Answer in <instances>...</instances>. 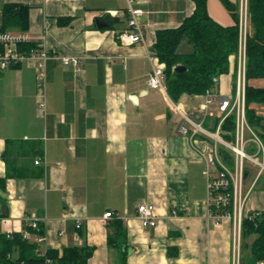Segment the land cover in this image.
<instances>
[{"label": "crops", "instance_id": "crops-1", "mask_svg": "<svg viewBox=\"0 0 264 264\" xmlns=\"http://www.w3.org/2000/svg\"><path fill=\"white\" fill-rule=\"evenodd\" d=\"M10 3L31 6L29 28L6 31L42 39L50 57L45 78L34 59L0 70V234H23L36 218L45 230L40 255L77 246L93 249L88 264H123V256L126 264H245L249 249L235 248L233 222L209 218L205 157L213 141L180 135L186 122L165 77V90L149 85L158 32L179 27L195 2L132 0L144 37L134 44L120 38L128 0H0V10ZM208 11L223 26L235 24L220 0H208ZM100 19L108 25L100 28ZM246 23L248 31L247 0ZM63 57L80 62L65 66ZM239 63L231 57L215 92L236 96ZM250 84L264 87V79ZM204 100L183 95L174 103L200 114ZM253 107L264 116V105ZM144 203L154 206L156 227L142 225ZM246 211H264V184L251 190ZM115 219L126 228L123 248L108 241Z\"/></svg>", "mask_w": 264, "mask_h": 264}, {"label": "trees", "instance_id": "trees-1", "mask_svg": "<svg viewBox=\"0 0 264 264\" xmlns=\"http://www.w3.org/2000/svg\"><path fill=\"white\" fill-rule=\"evenodd\" d=\"M196 8L177 28L158 32L154 53L164 66L165 83L169 96L177 103L183 95H206L208 91L215 92L214 78H220L230 71L231 57L239 55L240 44V8L231 0H220L234 19L232 26H223L211 17L208 11V0H193ZM31 6L24 4H5L2 12V29L18 27L22 31L29 28V10ZM247 16L249 28L246 41V83H245V118L248 126L256 133L264 145V116L258 114L255 104L264 105V87H255L251 80L264 79V0H247ZM251 26V28H250ZM187 42L192 46L191 52H181V45ZM35 42L21 44L19 51L30 55L36 50ZM186 67L185 72H176L177 66ZM18 67V66H14ZM223 115L209 118L205 127L216 133ZM209 127V128H208ZM237 118L232 113L224 118L219 136L225 141L235 144ZM254 152V147L248 149ZM231 150L219 145V154L229 167L234 165ZM234 155V154H233ZM251 174L249 168L246 169ZM2 185L4 178H0ZM113 233L108 241L115 247L123 248L126 244V228L121 220L112 222ZM34 237L45 236L43 223L38 229L27 226ZM255 236L248 245L247 239ZM242 250L249 249V257L245 264H257L264 261V211L254 218L243 219L241 230ZM34 240L23 238L22 234L7 237L0 234V264H88L93 249L89 247L69 246L62 249H49L40 255ZM17 255H14L15 252ZM126 264V256H123Z\"/></svg>", "mask_w": 264, "mask_h": 264}, {"label": "built area", "instance_id": "built-area-1", "mask_svg": "<svg viewBox=\"0 0 264 264\" xmlns=\"http://www.w3.org/2000/svg\"><path fill=\"white\" fill-rule=\"evenodd\" d=\"M129 1V23L128 30L120 35L123 42L134 44L142 43L144 41L142 29L139 24V17L142 15V10L134 9L131 6L132 0ZM244 3V0H243ZM240 22V44H239V70L236 79V96H222L218 92L208 91L205 95V100L200 106V114L194 111H184L181 105L172 102L173 107L183 117L185 124L178 128L180 135L191 138L197 134L204 135L210 138L213 143L207 146L206 152V171L207 177V191H208V205L209 218L215 220V225L220 226L223 219H228L233 222L234 227V246L239 251L241 244V230L243 219L254 218L259 215L260 211H246V204L249 193L258 183L261 175L264 174V145L260 138L248 126L245 118V83H246V41H247V23L246 14L244 16V8L242 7ZM35 42L37 44L36 50L32 51L30 55L22 54L18 46L21 44ZM49 52L43 44V40L34 41V38L27 32L11 33L2 29V12L0 10V70L19 66L26 59H34L36 61V68L41 78L46 76V62L49 59ZM153 63L152 72L149 76V85L153 89L165 90L164 85V66L157 64L155 55L149 56ZM78 58L63 57L62 63L65 66H77L79 64ZM156 63V64H155ZM217 85L218 78H214ZM218 112L223 115L219 123L216 133H212L205 127V122L215 117ZM235 113L237 118L236 141L235 144L229 143L219 136L221 124L227 116ZM198 117V121L195 118ZM245 127L250 131L251 137L245 138ZM224 145L234 154V165L229 167L219 154V145ZM252 145V146H251ZM254 147V152H249L248 149ZM259 167V171L255 176L249 189L245 191V184L249 178H245L246 166L245 161ZM37 161L36 164H39ZM252 174V170H251ZM249 175V177L251 176ZM139 219L144 227H156L158 220L155 213V208L152 204H141L137 208ZM177 211H173L176 214ZM114 214L108 212L105 218H113ZM30 226L34 229L39 228L42 223L36 218H30ZM81 225H77L80 228ZM23 238L27 240H34L38 246L45 240V236L35 235L26 230ZM12 233H8L7 237H12ZM41 254L39 248L36 251ZM48 264L50 263L47 260ZM259 264V263H258Z\"/></svg>", "mask_w": 264, "mask_h": 264}, {"label": "rangeland", "instance_id": "rangeland-1", "mask_svg": "<svg viewBox=\"0 0 264 264\" xmlns=\"http://www.w3.org/2000/svg\"><path fill=\"white\" fill-rule=\"evenodd\" d=\"M244 16H245V14H246V0H244ZM241 12H242V10H241V7H240V15H241ZM238 57H239V55H238ZM264 113V112H263ZM196 121H198L197 119H195ZM209 128V127H208ZM190 136V135H189ZM251 137V134H250V131H249V129L247 128V127H245V138L246 139H249ZM210 140V139H209ZM252 146V145H251ZM249 151V150H248ZM231 155L232 156H234L233 155V153H231ZM245 166H246V168H249L250 170H252V174H251V176L249 177V179H248V182L245 184V191L244 192H246L248 189H249V186L251 185V183L253 182V180H254V178H255V176L257 175V173H258V171H259V167L258 166H256V165H254V164H252V163H250V161H245ZM263 184H264V174L263 175H261V177H260V179H259V181H258V183L256 184V186L253 188V189H258L261 185L263 186ZM252 190V189H251Z\"/></svg>", "mask_w": 264, "mask_h": 264}, {"label": "water", "instance_id": "water-1", "mask_svg": "<svg viewBox=\"0 0 264 264\" xmlns=\"http://www.w3.org/2000/svg\"><path fill=\"white\" fill-rule=\"evenodd\" d=\"M97 23H98V26L100 28H103L104 26L108 25V21L106 19H100V20H98ZM175 71L176 72H185V71H187V69H186V67L179 65L175 68ZM248 177H249V172L246 171L245 178L247 179Z\"/></svg>", "mask_w": 264, "mask_h": 264}]
</instances>
